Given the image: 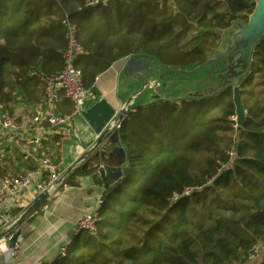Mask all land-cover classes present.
<instances>
[{"label":"trees","instance_id":"16d2710c","mask_svg":"<svg viewBox=\"0 0 264 264\" xmlns=\"http://www.w3.org/2000/svg\"><path fill=\"white\" fill-rule=\"evenodd\" d=\"M0 0V102L19 119L44 98L42 75L63 67L69 20L87 54L85 86L131 55L164 65L210 60L222 32L247 20L255 0ZM245 119H234V88L134 104L119 126L120 178L102 181L95 234L77 226L65 255L49 264H226L264 238V35L239 83ZM27 106L29 108H27ZM62 185L94 172L85 162ZM30 167V166H29ZM0 160V176L11 174ZM186 190H190L186 193ZM44 201L23 222L42 211ZM14 215L20 212L14 209Z\"/></svg>","mask_w":264,"mask_h":264},{"label":"built area","instance_id":"2783aa9c","mask_svg":"<svg viewBox=\"0 0 264 264\" xmlns=\"http://www.w3.org/2000/svg\"><path fill=\"white\" fill-rule=\"evenodd\" d=\"M99 0H85V6H92ZM68 42L62 52L63 67L54 75H42L45 85L43 100L36 105L25 124L13 116L5 104L0 102V159L13 157L18 152L23 153L31 167L25 172L0 176V231L11 229L27 205L40 193L48 191L50 196L57 187L63 184L65 171L58 169V164L52 155L43 152V141L47 134L59 132L70 127L74 117L81 115L90 103L97 100L94 91L84 84L83 73L76 66V60L87 54V50L77 38V27L69 20ZM72 103L68 113H62L61 105L65 100ZM25 143L31 146L26 147ZM190 190H186L189 193ZM19 209L18 215L11 211ZM97 208L87 212L77 223V227L95 234L97 228ZM20 226V225H19ZM19 227L13 228L16 231ZM8 232L0 239V253L7 252L11 257H17L21 249L18 239L11 242L13 232ZM7 242H10L7 244ZM12 243V244H11ZM66 248L62 245L59 254L65 255ZM264 262V238L258 240L248 250L243 259L226 264H262ZM36 264H49L40 259Z\"/></svg>","mask_w":264,"mask_h":264},{"label":"crops","instance_id":"0c3cea01","mask_svg":"<svg viewBox=\"0 0 264 264\" xmlns=\"http://www.w3.org/2000/svg\"><path fill=\"white\" fill-rule=\"evenodd\" d=\"M238 21H241V19L235 21L231 27L222 32L221 43L215 55L224 53L227 48L232 45L234 41L233 33L239 28V25H237ZM126 60L127 58L115 61L106 71L97 77L95 83L96 89L94 93L96 94V98L105 97L115 108H121L128 98L136 93V89H138L140 85L137 78H132L131 75H123L122 70ZM214 64L216 66L214 68H221V61L215 62ZM167 93L168 86L165 84L162 95L164 96ZM137 99H142V97ZM140 102H142V100H140ZM17 106L18 108H15V111L18 112L16 115L19 117V120L25 124L34 109L27 112L25 110L26 106L20 104ZM60 107L62 113L69 112V106L65 101L62 102ZM27 108L29 107L27 106ZM96 138V133L82 117L80 123H76L73 119L70 127L62 128L56 133L52 132L47 134L43 141L42 148L44 153L51 152L50 150L56 145V150L60 155L58 169L60 171H65L77 158L94 146ZM25 146L29 147L31 145L30 143H25ZM99 149L100 148L97 150ZM94 154L95 152H93L92 156ZM0 160H3V163L5 160L9 162H11V160L13 161L14 165L11 164V174L25 172L31 167L30 162L25 159L23 153L18 151L13 157L5 156ZM82 161L84 164L87 162L89 167H96L94 172L80 176L79 185L77 186L64 185L62 191L56 194L53 192L48 199L49 201L46 200L47 202L42 208V215L35 216L20 225L21 235L19 241L21 243V249L18 256L14 258L7 252H1L0 264H36L40 259L48 262L51 261L59 254L60 247L66 245L70 241V233L77 226L79 220L87 212L97 208L99 204V199H97V197L102 194L99 192L101 190L104 191L103 182H96L94 180L95 174L100 176L98 171L99 162L96 160L93 162L91 160L89 161L88 158ZM81 162H79L78 165H80ZM103 166L104 163H101L100 167L102 168ZM8 167H10L9 163ZM81 197L83 198L81 199ZM14 213L15 211L12 210L11 214L13 216ZM17 215L18 214H16V216ZM12 232L13 231H11V233ZM8 243L10 242H7V244Z\"/></svg>","mask_w":264,"mask_h":264},{"label":"water","instance_id":"95a60500","mask_svg":"<svg viewBox=\"0 0 264 264\" xmlns=\"http://www.w3.org/2000/svg\"><path fill=\"white\" fill-rule=\"evenodd\" d=\"M255 2V9L252 13L248 14L247 20L241 19V21L237 22L239 28L233 33L234 41L232 45L227 48L224 53L214 55L210 60L204 63L181 67L164 65L155 58L148 56L131 55L127 57L122 70L123 75H131L132 78H137L140 83L139 88L134 95L128 98L121 108H115L105 97H100L90 103L88 107L82 111V117L97 135L96 142L91 149L83 153L67 168L65 174L67 175L71 172L83 159L88 158L89 161L91 160L93 162L96 160L99 162V166H97L99 167L98 171L102 178H120L123 174L122 162L126 159V150L120 143L122 138L119 134V126L134 104H146L160 98L171 99V97L167 95L168 93L164 96L162 95L167 82L164 81L160 84L164 79V74L169 70L188 72V70L184 69L185 67L202 68L205 66H211L216 70L215 72L228 70V75L227 72L224 75V78L226 80L228 79V81L222 83V85L219 86L220 88L215 92L224 90V88L228 87L234 88L236 113L239 118L238 123L241 125L245 119V111L240 99L239 83L242 77L248 72L251 53L255 44L264 35V0H255ZM220 61L221 68H214L216 67L214 63ZM238 79L239 82L235 84ZM158 82L159 85H156ZM147 92H149L148 97L145 95ZM142 95L146 96V98H143ZM201 96L205 95L202 94ZM139 97H142V99H137ZM140 100H142V102H140ZM98 148L100 149L97 150ZM93 152H95L93 155L94 157L92 156ZM101 163H104L102 168L100 167ZM84 165L83 168L85 167ZM49 198L50 193L48 191H44L35 197L27 205L11 229L0 231V239L13 228L19 227L13 232L11 237L12 243L18 241L21 235L20 222L33 209Z\"/></svg>","mask_w":264,"mask_h":264},{"label":"rangeland","instance_id":"374dc122","mask_svg":"<svg viewBox=\"0 0 264 264\" xmlns=\"http://www.w3.org/2000/svg\"><path fill=\"white\" fill-rule=\"evenodd\" d=\"M184 69L188 70V72L176 71V70L166 71V73L164 74V79L160 82V84L163 83L164 81L167 82V86H168L167 95L170 96L171 99H176L179 97H195V96H201L202 94L209 95L215 92L217 89H219L220 88L219 86H221L222 83H226L228 81V79L226 80L224 78V75L228 70L227 71L224 70L222 72H215L216 70H214L211 66L209 67L205 66L202 68L185 67ZM237 82H239V79L235 82V84ZM156 85H159V82ZM148 94L149 92H147L145 95L148 97ZM146 96L143 95V98H146ZM65 102L68 104L70 111L72 109V103L67 99L65 100ZM234 119L237 123L239 122V118L237 115L234 116ZM74 120L76 121V123H80V121L82 120V115L74 117ZM50 151L52 153L46 152L45 154L52 155L56 159L57 164L58 162L60 163V155L56 150V145H54V148L51 149ZM4 163L7 165L9 163L10 167L11 164L14 165L12 160L11 162L5 160ZM83 163L84 162L82 161L80 164ZM94 168L96 169V167ZM63 186L64 185L58 186L54 193L56 194L62 191V189L64 188ZM99 193H103V190H101ZM101 196L98 195L97 197L99 201L101 199ZM82 198L83 197H81V199ZM41 215H42V211L38 210L36 216H41ZM262 264H264V262Z\"/></svg>","mask_w":264,"mask_h":264}]
</instances>
